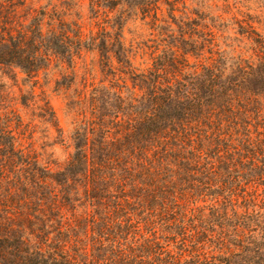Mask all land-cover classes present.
<instances>
[{"label":"trees","instance_id":"1","mask_svg":"<svg viewBox=\"0 0 264 264\" xmlns=\"http://www.w3.org/2000/svg\"><path fill=\"white\" fill-rule=\"evenodd\" d=\"M186 1L89 0L85 21L79 0H0V72L32 111L0 95V264H264V22ZM83 52L104 75L87 93ZM64 68L68 141L34 92Z\"/></svg>","mask_w":264,"mask_h":264},{"label":"rangeland","instance_id":"2","mask_svg":"<svg viewBox=\"0 0 264 264\" xmlns=\"http://www.w3.org/2000/svg\"><path fill=\"white\" fill-rule=\"evenodd\" d=\"M89 0H79L80 11L83 14L84 20L87 18V4ZM211 7L210 12L212 14H220L224 20L231 19L232 16H236L238 19H248L254 18L256 26L258 29L263 28L264 22V0H203ZM187 4L192 7H201V3L198 0H187ZM205 6V5H204ZM257 20H261L260 23H256ZM230 20L229 22H231ZM88 28V27H86ZM234 30H232L233 32ZM125 38L126 41L130 40L142 41L149 38V30L144 27L140 22H129L125 27ZM232 34V33H231ZM233 35V34H232ZM149 56L144 55L142 59L148 61ZM141 61V58L138 57ZM65 67V66H64ZM77 70V80L79 82L80 88L83 84L86 85V93L91 89L92 86H96L100 83V80L104 78L98 67V57L95 52H83L79 59H76ZM60 71L69 72V70L64 69H53L47 76L40 77L39 83L34 88V92L37 94L42 93V95L48 100L50 107L55 113L56 120L59 127L63 132V136L68 141L71 132L73 131L76 118L75 115L68 111L66 103L67 99L65 94L55 87L56 79L60 78ZM67 72V73H68ZM30 90V83L23 84L22 80L19 78L17 81L12 80L8 76L0 72V95L5 97V101L11 108L15 109L17 113L21 116L23 123H29L32 119V111L30 108H26L20 103L21 94ZM32 124L36 125V129L32 134V139H24L23 142L26 145L29 141L33 142L34 148L37 151H41L42 143L44 140L52 141L55 132L52 131L48 138L44 139L42 136L44 134L43 128L44 124L35 119ZM46 151L51 153L52 158L58 163H63L71 152L70 148L66 147V144H55L46 147ZM54 167V166H53Z\"/></svg>","mask_w":264,"mask_h":264}]
</instances>
